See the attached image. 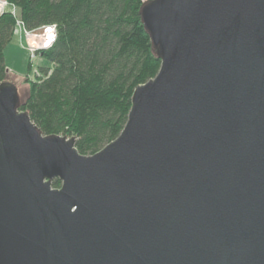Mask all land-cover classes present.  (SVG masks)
Instances as JSON below:
<instances>
[{
	"label": "water",
	"instance_id": "95a60500",
	"mask_svg": "<svg viewBox=\"0 0 264 264\" xmlns=\"http://www.w3.org/2000/svg\"><path fill=\"white\" fill-rule=\"evenodd\" d=\"M141 17L159 70L93 154L0 82V264H264V0Z\"/></svg>",
	"mask_w": 264,
	"mask_h": 264
},
{
	"label": "trees",
	"instance_id": "16d2710c",
	"mask_svg": "<svg viewBox=\"0 0 264 264\" xmlns=\"http://www.w3.org/2000/svg\"><path fill=\"white\" fill-rule=\"evenodd\" d=\"M9 1L19 12L0 15V82L8 78L5 51L16 21L26 30L55 24L54 41L38 57L46 65L35 70L19 110L45 135L75 137L80 154L97 152L124 127L136 86L159 70L141 17L152 0Z\"/></svg>",
	"mask_w": 264,
	"mask_h": 264
},
{
	"label": "rangeland",
	"instance_id": "374dc122",
	"mask_svg": "<svg viewBox=\"0 0 264 264\" xmlns=\"http://www.w3.org/2000/svg\"><path fill=\"white\" fill-rule=\"evenodd\" d=\"M11 46L13 49H16L10 53L11 58L5 55L6 68L9 71L7 80L11 81L17 87L18 102L22 103L28 96L30 80L35 77V70L40 64L46 65V63L43 60H39L38 57L35 60L28 58V52L24 46L20 28H17Z\"/></svg>",
	"mask_w": 264,
	"mask_h": 264
},
{
	"label": "built area",
	"instance_id": "2783aa9c",
	"mask_svg": "<svg viewBox=\"0 0 264 264\" xmlns=\"http://www.w3.org/2000/svg\"><path fill=\"white\" fill-rule=\"evenodd\" d=\"M17 6L9 0H0V15L10 13L18 16ZM18 18V17H17ZM17 28L22 32L24 46L28 52V58L35 60L40 56V51L49 48L56 36V25L50 24L34 30H26L22 27L21 22L16 21ZM39 55V56H38Z\"/></svg>",
	"mask_w": 264,
	"mask_h": 264
},
{
	"label": "crops",
	"instance_id": "0c3cea01",
	"mask_svg": "<svg viewBox=\"0 0 264 264\" xmlns=\"http://www.w3.org/2000/svg\"><path fill=\"white\" fill-rule=\"evenodd\" d=\"M14 40V39H13ZM13 42V41H12ZM16 48L13 49V47L11 46V43L10 45L7 47L6 51H5V55H8V58H11L10 57V53H12V51H14ZM8 70V69H7ZM9 72V71H8Z\"/></svg>",
	"mask_w": 264,
	"mask_h": 264
}]
</instances>
